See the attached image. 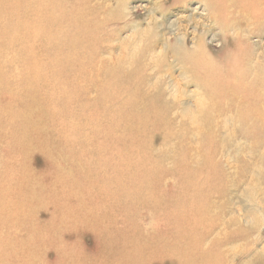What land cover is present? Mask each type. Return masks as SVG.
<instances>
[{"label": "rangeland", "instance_id": "obj_1", "mask_svg": "<svg viewBox=\"0 0 264 264\" xmlns=\"http://www.w3.org/2000/svg\"><path fill=\"white\" fill-rule=\"evenodd\" d=\"M252 2L92 0V14L108 15L91 26L97 52L84 46L87 58L68 65L67 49L57 57L56 47L22 40L25 23L38 21L37 0H0V264H264V145L253 146L233 111L218 117L207 108L209 81L174 53L184 42L199 49L201 40L224 62L235 37L264 65V3ZM142 49L152 63H132ZM98 58L134 73L133 86L165 99L185 126L205 125L212 162L198 154L185 164L160 146L153 163L127 162L135 153L109 145L107 121L98 117L109 100L100 99L110 92L104 72L78 74L79 64L89 72ZM197 139L188 143L196 148ZM79 161L88 166L84 176L71 170ZM139 193L158 199L139 203Z\"/></svg>", "mask_w": 264, "mask_h": 264}, {"label": "bare ground", "instance_id": "obj_2", "mask_svg": "<svg viewBox=\"0 0 264 264\" xmlns=\"http://www.w3.org/2000/svg\"><path fill=\"white\" fill-rule=\"evenodd\" d=\"M91 1L37 0L38 6L33 7L31 10H33L32 17L34 18L37 15L38 21L25 23L22 40L24 43H28L31 48L37 45L36 42L43 47H56L57 52H55V55L57 57L61 56V50L67 49L68 53L65 60L68 65L77 58L86 59L88 51L84 46L94 47L96 49L95 53L97 52L96 42L98 38L94 34L95 28L91 26L101 25L102 17L106 18L108 16H99L98 13L92 14L90 10H95V7L91 5ZM255 2L264 3V0H253L251 4L246 5L251 7ZM208 7L211 8V4ZM249 7L246 10L251 11ZM28 9L26 7L23 12L28 11ZM97 17L99 18L97 19ZM211 17L214 21H218V16L212 15ZM33 25H37V27ZM222 26L226 31L232 27V24H222ZM29 28H33L35 31L29 34ZM184 43L176 47L174 53L191 67L198 68L202 73V76L201 74L200 76L209 81L208 85H204V92L212 96L207 108H211L213 113L216 112L218 117L224 111H233L235 116L240 117V121L244 123L246 133L253 141V146L264 145V65L252 63L248 49L242 47V44L235 40V37L226 42L228 46L224 48V62L209 56L201 40L197 43L199 49L188 48L183 45ZM147 53V49L138 50L134 57L135 60L132 59V63L142 59L152 63L153 58L147 59ZM152 55L154 54L152 53ZM142 63L140 62L137 65L138 70H142ZM93 64V69L89 72H86L87 67L83 63L79 64L78 74L82 76L81 80H83L86 79L84 77L86 73L88 79H90L100 73L99 70L104 72V77L107 80L104 83H108L110 92L107 97L101 96L100 99L109 100L105 102L103 110H99L98 117L99 119L105 118L107 121L111 136L108 141L109 145L113 144V140L117 142L116 144L121 142L127 146L128 154L135 153L134 159L127 162L133 163L135 161L137 163L146 159L151 160L153 163L152 160L157 153V146L165 148L162 155H176L185 164L190 162L194 155L198 154L202 158V162L205 161L206 164L212 162L213 153L210 150L205 152L203 148L213 147L214 136L213 133L206 130L205 125L189 127L184 124L188 121L173 118L174 112L166 104L165 99H159L148 93L143 87L133 86L130 81L133 80L134 73L119 70L117 72L116 69L109 70L107 66L105 67V62L99 60V58L93 60ZM201 106L204 109L203 102ZM115 115L117 116L115 117ZM193 135L198 136V146L196 148L188 143ZM174 145H176L175 149L171 150L170 146ZM109 150L111 155L122 153L118 148L112 149L110 147ZM113 164L114 161L111 160L105 166L110 167ZM71 165V170L82 174V176L85 175L82 170L88 169L87 164L83 161ZM123 166L128 170L125 164ZM99 167L102 166L96 164L93 170H97ZM139 167L147 168L143 163ZM153 167L159 169L157 166L152 165ZM204 168L202 165L200 171H203ZM182 169L178 166L174 171L180 173L183 171ZM136 198L139 203L142 201L156 203L158 199L149 200L147 196H142L140 193L137 194ZM174 216H178V214L173 212L170 218L172 219ZM177 246L174 248L175 253L185 252L180 251ZM169 256L168 254L166 258H171ZM177 258H180V256H177ZM169 264H180V262L174 263L170 260Z\"/></svg>", "mask_w": 264, "mask_h": 264}]
</instances>
